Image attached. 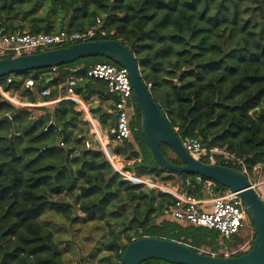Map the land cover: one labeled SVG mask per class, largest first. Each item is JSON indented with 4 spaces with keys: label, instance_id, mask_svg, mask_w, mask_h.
<instances>
[{
    "label": "trees",
    "instance_id": "obj_1",
    "mask_svg": "<svg viewBox=\"0 0 264 264\" xmlns=\"http://www.w3.org/2000/svg\"><path fill=\"white\" fill-rule=\"evenodd\" d=\"M97 19L114 33L103 40H117L135 56L176 135L200 142L201 162L208 163L209 149L219 147L243 163L218 157L222 166L248 173L264 166V0H0V27L10 31L82 32ZM97 63L113 64L102 57L80 59L58 67L50 82V76H40L45 69L13 74L9 84L8 77L1 78L0 85L30 96L24 89L28 79L41 91L65 80L77 65L83 66L80 76ZM97 84L105 83L85 80L76 92L86 99ZM54 97L52 90L45 99ZM137 111L133 141L115 146V153L135 159L128 169L139 177L191 179L194 190L185 184L183 189L202 197L196 175L174 174L156 163L140 133L138 106ZM6 115L11 120L0 123V264H66L58 232L46 227L55 222L54 214L69 227L98 223L106 235L98 248L106 252L101 261L107 264H120L126 247L143 237L178 242L196 253L220 251L217 231L168 219L173 196L132 184L113 171L99 148L85 147L83 131L72 130L81 122L73 102L15 107L0 95V119ZM160 150L181 165L173 150L165 145ZM246 238L238 234L231 244Z\"/></svg>",
    "mask_w": 264,
    "mask_h": 264
},
{
    "label": "built area",
    "instance_id": "obj_2",
    "mask_svg": "<svg viewBox=\"0 0 264 264\" xmlns=\"http://www.w3.org/2000/svg\"><path fill=\"white\" fill-rule=\"evenodd\" d=\"M113 34V32H107L102 28L100 19H97L95 24L82 32L60 31L54 34H29L20 30L10 31L5 27H0V60L37 54L44 51L68 47L81 42L93 41L95 39L101 40ZM81 71L82 69H75L73 70V74ZM48 73L57 74L58 67L50 68ZM83 73L84 77L89 80H97L105 83L109 93L115 96L114 113L116 120L114 126L108 129L107 138L111 140L115 146L129 142L132 137V132L137 131L136 123L138 121V111L127 71L113 64L97 63L84 70ZM73 74L67 77L64 84L67 96L61 100H74L73 87L75 86L77 77ZM6 81L7 84H9L12 81L11 76H8ZM34 85L35 81L33 79H28L24 83V88L30 89ZM49 94L50 90L48 88L39 92V95L43 97H47ZM0 95L5 98L6 101H12V99H14L13 92L5 91L1 85ZM181 143L191 157L200 160L204 151L197 139L185 138L181 140ZM85 147L91 148L92 143L90 141H85ZM105 154V158L113 171L124 179L132 184L142 185L150 189H158L175 198V202L168 206L166 210L168 219L182 221L198 228L217 231L220 238L219 245L222 246V250L218 253H213L211 256L221 254L222 257H232L239 252H246L250 248L249 244L253 239V234L249 236L247 242L244 240L238 248L229 249L225 246V242L231 241L242 229H252L247 210L242 205L236 193L228 189L225 191L218 190L215 182L205 181L204 178L196 175L193 180L198 184H203L204 191L208 196L204 201H201L188 192L177 193L176 190L173 192L166 187L158 186L156 182L154 183V181L149 178L137 176L128 169L133 165L135 159H125L121 154H116L114 152ZM218 157L230 162H237L239 165L243 164L241 160L236 159L224 148L213 147L209 149L207 157L208 163L218 164ZM242 172L248 176L251 188L264 203V182L257 184L251 178V173H248L246 169H243ZM184 183L191 188V191L194 190L195 187L191 179L185 178ZM202 204L210 205V210H204L201 207ZM207 252L210 253L209 251Z\"/></svg>",
    "mask_w": 264,
    "mask_h": 264
},
{
    "label": "water",
    "instance_id": "obj_3",
    "mask_svg": "<svg viewBox=\"0 0 264 264\" xmlns=\"http://www.w3.org/2000/svg\"><path fill=\"white\" fill-rule=\"evenodd\" d=\"M94 57L105 58L127 71L139 109L140 133L156 163L165 171L197 175L236 193L247 210L254 231L251 247L237 257L196 253L178 242L143 237L126 247L120 264H142L148 260H160L168 264H264V203L251 188L248 176L242 171L220 164L203 163L186 152L167 116L152 99L150 90L142 78L137 59L119 41L93 40L37 54L1 59L0 79L17 73L60 67L80 59ZM10 120L11 117L6 115L0 119V123ZM62 133L65 137L64 130ZM162 145L173 150L181 165H174L163 156L160 150ZM140 226L141 223L138 227Z\"/></svg>",
    "mask_w": 264,
    "mask_h": 264
},
{
    "label": "crops",
    "instance_id": "obj_4",
    "mask_svg": "<svg viewBox=\"0 0 264 264\" xmlns=\"http://www.w3.org/2000/svg\"><path fill=\"white\" fill-rule=\"evenodd\" d=\"M38 12L41 13V10ZM75 69H83V66L77 65L76 67L70 69L71 74H73V70ZM57 74H50L47 71L41 73L40 76H50V79L47 80V82H50L52 78H56ZM73 75L77 77V81L75 82V86L73 87L75 101L64 100V101L73 102L75 105V111L80 113L79 119L81 122H78L76 127L72 129L73 133L75 134L78 132V129H81L83 131L81 137H83L85 141H90L92 143V147L99 148V150L101 149L105 157H106L105 153H109V154L113 152L115 153L114 143L107 138V131L110 127L114 126L116 120L114 113V102H115L114 94L109 93L107 88H105V84H97L96 89H94V91L88 94L87 98L84 99L83 95L77 93L76 90H77V86H81L83 88V82L85 80L89 81V79L85 78L84 75L79 76L76 75V73ZM66 80L67 77L62 82H58L56 84H52L49 87H47L50 90V92L52 90L56 91V97L52 99H45V97L39 95L40 92L39 86L37 81H35V85L32 88L30 89L24 88L25 90H27L28 94L31 93L30 96L23 94L21 91L13 92L14 99L18 97L20 102L18 103V106H15L13 104L12 105L15 107L52 108L58 102L62 101L61 100L62 98L67 96L66 87L64 85ZM83 92H85V90H83ZM3 99L6 100L5 98ZM83 126L87 127V131L84 130ZM140 177H145V176H140ZM146 178L151 179L150 177H146ZM153 181L159 182L157 178ZM183 184H185L184 179L180 178L178 184H174L172 186L166 185V188L173 192H175L176 190L177 193H185L187 191L183 189L182 186ZM207 197L208 196L206 195L205 191H203V196L200 197L199 200L204 201ZM201 207L206 211L210 210V205L202 204ZM218 246H219L218 250L221 251L222 246L219 245V241H218ZM207 251L211 252V250H207ZM102 256L104 255L103 254L99 255L95 261H97L98 264H107L101 261ZM88 261L90 260L84 258L81 264H89Z\"/></svg>",
    "mask_w": 264,
    "mask_h": 264
},
{
    "label": "rangeland",
    "instance_id": "obj_5",
    "mask_svg": "<svg viewBox=\"0 0 264 264\" xmlns=\"http://www.w3.org/2000/svg\"><path fill=\"white\" fill-rule=\"evenodd\" d=\"M15 106H18L19 98L16 97L15 99H12V101H7ZM79 109V108H77ZM84 130L87 131V127L83 126ZM133 139L130 141L132 142ZM165 153L172 157L174 156L171 151L165 150ZM163 176H167V174H164ZM251 178L254 180L255 183L261 184L264 182V166H260L255 168L251 173ZM157 183L158 186H164L166 185H174L179 183V179L175 178L173 180H165L164 182H157L154 181V183ZM165 184V185H164ZM159 191L158 189H154ZM55 215V222L50 225L46 226L49 230L54 232H58V239H60L63 243H60V249L63 251L64 249V261L66 264H81L83 262V259H89V264H98L96 258L103 254L106 255V252L102 251V246L98 248L101 242H104L106 240V235L104 232H102L100 229V225L98 223H88V224H75L72 227H69L68 224H64L61 217L57 214ZM39 221L44 225V219L43 216L39 218ZM45 226V225H44ZM241 237L247 236L245 239L246 242L249 239V236L253 234L252 229H242L240 231ZM220 240V238H219ZM218 240V241H219ZM59 242L58 240H55ZM233 241H226L225 246L229 249H235L238 248L240 245H232ZM99 249V251L97 250ZM92 259V260H91Z\"/></svg>",
    "mask_w": 264,
    "mask_h": 264
}]
</instances>
